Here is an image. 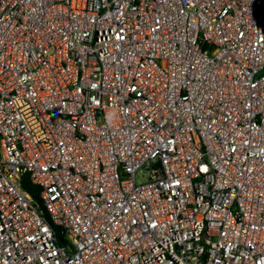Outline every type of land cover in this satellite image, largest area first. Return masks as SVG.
I'll return each mask as SVG.
<instances>
[{
    "label": "built area",
    "instance_id": "1",
    "mask_svg": "<svg viewBox=\"0 0 264 264\" xmlns=\"http://www.w3.org/2000/svg\"><path fill=\"white\" fill-rule=\"evenodd\" d=\"M0 264H264V0H0Z\"/></svg>",
    "mask_w": 264,
    "mask_h": 264
},
{
    "label": "trees",
    "instance_id": "2",
    "mask_svg": "<svg viewBox=\"0 0 264 264\" xmlns=\"http://www.w3.org/2000/svg\"><path fill=\"white\" fill-rule=\"evenodd\" d=\"M23 186L24 188L30 192V194L32 195V197L36 200V202L39 204L40 209H43L42 204L39 200V196H38V186L32 184L26 177L23 178Z\"/></svg>",
    "mask_w": 264,
    "mask_h": 264
}]
</instances>
